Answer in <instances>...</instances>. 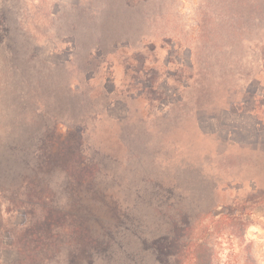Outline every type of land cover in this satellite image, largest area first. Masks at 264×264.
I'll return each mask as SVG.
<instances>
[{
  "label": "rangeland",
  "instance_id": "rangeland-1",
  "mask_svg": "<svg viewBox=\"0 0 264 264\" xmlns=\"http://www.w3.org/2000/svg\"><path fill=\"white\" fill-rule=\"evenodd\" d=\"M60 148L129 215L92 264H264V0H0L12 225L37 190L68 198ZM4 225L0 264H22Z\"/></svg>",
  "mask_w": 264,
  "mask_h": 264
},
{
  "label": "trees",
  "instance_id": "trees-1",
  "mask_svg": "<svg viewBox=\"0 0 264 264\" xmlns=\"http://www.w3.org/2000/svg\"><path fill=\"white\" fill-rule=\"evenodd\" d=\"M71 154L74 153L67 148L55 152L65 159L62 165L68 174V198L63 203L54 204L53 196L44 197L37 190L34 198L29 199L35 205L29 204L30 212L22 210L25 213L20 224L12 225L9 220L15 224L13 217L5 218L0 212V222H4L5 231L11 235L10 243L18 251L22 264H39L59 252H63L66 264H92L95 256L107 254L116 244V226L127 222V211L121 213L114 197L107 194L106 198L95 199L93 194L88 197L87 191L94 187L92 177L96 169L83 156H79L82 159L78 162L75 156L74 164ZM101 207L111 213V222L103 220Z\"/></svg>",
  "mask_w": 264,
  "mask_h": 264
}]
</instances>
